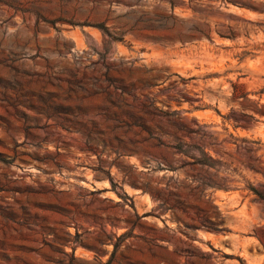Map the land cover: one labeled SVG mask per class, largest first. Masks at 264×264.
I'll return each mask as SVG.
<instances>
[{
    "label": "rangeland",
    "instance_id": "1",
    "mask_svg": "<svg viewBox=\"0 0 264 264\" xmlns=\"http://www.w3.org/2000/svg\"><path fill=\"white\" fill-rule=\"evenodd\" d=\"M0 264H264V0H0Z\"/></svg>",
    "mask_w": 264,
    "mask_h": 264
}]
</instances>
